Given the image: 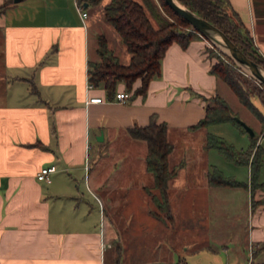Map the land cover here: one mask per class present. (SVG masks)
Masks as SVG:
<instances>
[{"label":"crops","instance_id":"crops-1","mask_svg":"<svg viewBox=\"0 0 264 264\" xmlns=\"http://www.w3.org/2000/svg\"><path fill=\"white\" fill-rule=\"evenodd\" d=\"M5 2L0 0V264H189L170 234L182 226L190 233L205 228L221 216L225 196L234 201L233 192L207 183L214 166L205 148L210 132L190 129L204 117L205 100L223 97L205 40L199 36L184 48L171 43L145 94L133 95L140 80L130 91L119 83L116 92L129 97L117 102L102 85L88 82L90 62L99 61V36L120 64L130 61L103 18L110 0L83 8L84 18L76 0ZM228 2L264 59V0ZM151 116L166 123L168 165L178 167L168 182L170 222L151 213L147 191H156L145 165L147 145L128 133ZM48 166L55 167L51 181L37 180ZM139 206L147 221L138 220ZM245 207L251 218L247 264H264V196L251 194ZM204 241L199 248L210 250V239Z\"/></svg>","mask_w":264,"mask_h":264},{"label":"trees","instance_id":"trees-1","mask_svg":"<svg viewBox=\"0 0 264 264\" xmlns=\"http://www.w3.org/2000/svg\"><path fill=\"white\" fill-rule=\"evenodd\" d=\"M160 1L176 24L159 20L157 27H155L147 15V11L153 14L156 10L151 0H141V2L110 0V3L104 7V20L119 34L122 43L130 54L129 63L122 65L108 48L104 36L97 38L99 61L90 62L88 82L92 86L102 85L108 99H114L117 84L123 83L126 90L130 91L137 80H140L141 86L133 91V95H144L149 81L160 74V61L167 47L176 42L184 48L191 40L199 37L188 22L173 12L163 0ZM176 1L222 31L245 56L264 68V59L255 48L249 31L231 10L228 0ZM9 2L10 0H7L5 5ZM76 2L84 8V4L96 7L101 0H76ZM222 55L225 57V61L217 59V62L212 65L210 73L233 92L243 107L257 116L262 125V137L264 138V110L261 109L264 107V96L259 88L263 86L259 83L257 85L253 78L243 77L240 67L227 55L224 53ZM205 101L204 117L190 129L207 128L214 124L231 122L247 134L235 120V114L223 97L216 95ZM128 133L133 139L144 141L147 145L145 165L146 170L153 177L154 190L156 191V194L147 191L155 206L151 213L165 222H170L172 214L168 202V182L175 177L178 167L171 169L168 165V156L172 151V145L167 140V125L164 122L159 123L155 116H151L146 126L130 127ZM249 138L251 139L250 148L246 151H236L222 138L211 133L207 134L206 149H217L224 153L228 160L236 164L250 166L249 185L236 181L232 177H225L220 170L211 166L206 173L209 186L249 188L251 194H254L256 190L264 191V182L258 180L264 148L257 145L258 133L255 132V135L249 136ZM261 250H264V245ZM177 264L184 263L178 262Z\"/></svg>","mask_w":264,"mask_h":264},{"label":"rangeland","instance_id":"rangeland-1","mask_svg":"<svg viewBox=\"0 0 264 264\" xmlns=\"http://www.w3.org/2000/svg\"><path fill=\"white\" fill-rule=\"evenodd\" d=\"M151 2L156 7V10H154L153 14H150L147 11V15L150 18L152 24L157 26V22L159 20L161 22L165 21L168 23L176 24L175 20L166 11L160 0H151ZM208 54L212 58L214 64L217 62V59H225V57L222 55L223 53L218 48L212 49L211 47H209ZM1 73L4 72H2V69L0 68V74ZM241 75L248 79L252 78L243 69H241ZM256 84L258 85V83ZM259 88L261 89L264 96V87L260 86ZM221 92V95H223L224 99L231 107L233 113L235 114V117L241 119L248 126L254 129L256 133L259 134L257 145H260L262 148H264L262 125L257 119V116L243 107L239 103L237 97L225 84L222 85ZM261 109L264 110V107H261ZM207 130L211 134L222 138L226 143L232 145L236 151H246L250 148L251 139L249 138V136L246 133L242 132L240 128H238L231 122L211 125L207 127ZM105 149L106 148H103L102 152H105ZM91 152L95 153V150H92ZM209 162L218 170H220L225 177H232L236 181L249 185V165L236 164L228 160L224 153L214 148L209 150ZM258 180L260 182H264V156L258 172ZM260 191L261 190H256L254 192V195L257 196V198H261L264 196V191H262L263 195L260 194ZM224 192H233L234 201L230 202V198L225 196V200L223 199L224 201H226L225 203H223L225 209L221 212L220 217H216L215 222L212 223L211 221H209L205 228L203 227V225H201L200 228H198L193 233L188 232V229H185L182 226V228H179L176 233L170 234L169 236V240L172 238V240H175L178 243L177 248L179 249V251L177 255H186V257H188L187 259L189 264H225L226 260H230L228 264H247L248 259L250 258L247 236L248 231L251 230V218L247 213V208L245 207V205L248 204V201L251 198L250 189L240 187L237 190L231 191L229 188H224ZM228 206H235L238 209L232 210L228 208ZM137 210L139 211L137 216L138 220L147 221V217L144 216L145 214L141 213L143 211L141 206H139ZM182 219L184 218L182 217ZM149 221L156 222V226H158L157 221H153L150 218ZM157 228H159V226ZM161 228H163V225L160 227V229ZM162 232V237H165V234H167L166 231L162 229ZM191 236H194L195 238ZM190 238H194V241L189 244V241H191ZM207 238L210 239L209 243L211 249L209 250L199 248V246L201 245H206V241L204 240H206ZM190 245L192 246L189 247ZM225 245L228 247V251L226 252L222 247ZM163 246H167L166 242L163 243ZM187 249H196V252H194V254L187 255ZM233 261L235 263H233Z\"/></svg>","mask_w":264,"mask_h":264},{"label":"water","instance_id":"water-1","mask_svg":"<svg viewBox=\"0 0 264 264\" xmlns=\"http://www.w3.org/2000/svg\"><path fill=\"white\" fill-rule=\"evenodd\" d=\"M164 3L176 14L182 17L190 24L193 31L204 39L209 41L214 47L227 55L240 69L247 72L257 83L264 87V68L252 60L232 42L218 28L199 17L176 0H163ZM87 4H84V8ZM235 120L244 128L247 134L252 137L255 135L254 130L241 119L234 117Z\"/></svg>","mask_w":264,"mask_h":264},{"label":"built area","instance_id":"built-area-1","mask_svg":"<svg viewBox=\"0 0 264 264\" xmlns=\"http://www.w3.org/2000/svg\"><path fill=\"white\" fill-rule=\"evenodd\" d=\"M77 9L79 10L80 12V15L82 18L86 17V12L83 10V8L77 4ZM199 35V34H198ZM200 36V35H199ZM202 39H204L202 36H200ZM205 42L207 43L208 45V48L211 47L212 49L216 48L214 47L209 41H207L206 39H204ZM128 94L126 92H116L115 93V97H114V100L117 101V102H123L125 101L127 98H128ZM102 100L101 98H91L89 99V102L90 103H100ZM55 171V167L54 166H48V167H43L41 168L38 173L36 174V178L37 180L39 181H44L46 183H49L51 180H50V177H49V174L54 172ZM158 264H163V263H158Z\"/></svg>","mask_w":264,"mask_h":264}]
</instances>
